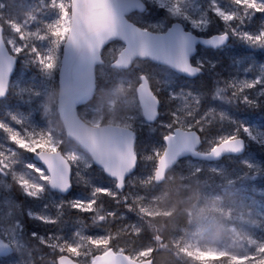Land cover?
<instances>
[{
	"label": "trees",
	"instance_id": "obj_1",
	"mask_svg": "<svg viewBox=\"0 0 264 264\" xmlns=\"http://www.w3.org/2000/svg\"><path fill=\"white\" fill-rule=\"evenodd\" d=\"M219 2L221 6L227 5V0ZM199 3L206 4L207 0H199ZM39 4L40 0H0V5H3L0 7V24L5 20L21 23L22 18L33 14ZM37 16L39 23L42 20L54 19L55 12L47 10ZM136 19L139 20V16ZM144 19L148 22L160 20L161 27H166L170 21L175 20L168 17L162 8L151 10L145 14ZM212 19L213 23L207 32H193L204 35L223 31L224 24L218 18ZM261 20H264V15L257 14L248 28L258 29ZM35 26L32 25L33 28ZM66 30L67 28L63 31ZM5 35H13L7 25ZM108 47L101 52L103 64L96 69L95 93L85 105L77 108V112L88 122L86 119L93 114L89 110L98 108L96 114L100 117L99 124L114 123L127 126L131 123L136 134V152L141 156L150 152L153 147L163 144L162 137L166 129L161 125L169 122L170 112L177 108V99H169L170 88L161 83L167 74L172 75L176 81L171 90L185 89L189 85V90L194 95H201L198 115L215 109L254 129L264 128V96L257 97V90L250 93L257 101V107H249L239 101L213 98L217 83L222 86L229 80L255 79L261 67H264V47H252L235 37H230L228 45L221 49L197 48L196 56L202 60L204 67L202 74L192 80L175 75L165 66L141 61L139 67L134 64L130 72L121 74L122 97L114 101L110 111L107 110L105 100L99 97V94H104L119 83L111 78L113 70L108 66L111 58L117 53L108 51ZM24 58H17L15 71L28 65L29 68L26 69L29 70L31 78H21L18 87L10 83L7 95L0 100V122L13 128H21V125L11 119L12 115H16L24 122V127L30 126L46 136L50 135L62 154H75L81 163L90 161L89 157L65 136L58 119L55 110L56 74L49 79L40 74L28 60L24 63ZM194 58L191 59L193 63ZM137 73L148 74L153 89L161 88L160 115L155 123L144 122L139 116L135 99ZM125 98H130L131 101L126 102ZM134 114L136 119L129 121L128 117ZM231 127L227 121L221 123L216 120L208 126V131L201 135L212 138L222 131L230 130ZM241 136L244 137V134L241 133ZM244 139L246 149L241 155L224 156L212 162L180 159L160 183L153 181L156 162L138 160L137 167L129 178L131 187L124 190L125 194H132L127 204L121 203L117 206L108 198H103L105 207L117 211V215L115 218L109 217L106 223L100 225H92L89 214L77 213L67 208L57 225H46L30 219L27 215L29 209L34 213L47 210L54 215L53 206L58 202L87 199L90 189L81 183H74L66 195L50 192L46 187L39 199H32L23 194L12 176L0 177V237L13 247L9 256L0 258V264H55L58 254L50 251L39 240H33L31 234L35 232L46 237L56 233L70 239L81 227L79 219L89 225L84 230L87 235L110 233V247L113 250L122 249L128 255L148 250L147 255L142 258L150 259L151 264H264V175L245 179V170L241 168L243 161H251L253 165L264 169V145L253 143L247 137ZM0 148L15 151L13 171L28 177L26 164L34 163L32 154L16 149L2 130ZM83 171L92 184L111 186L109 177L99 168ZM18 221L23 224V234L18 229ZM196 243L200 246L209 243L232 245L231 248L236 249L242 258L234 259L228 255L200 257L193 249Z\"/></svg>",
	"mask_w": 264,
	"mask_h": 264
},
{
	"label": "snow or ice",
	"instance_id": "obj_2",
	"mask_svg": "<svg viewBox=\"0 0 264 264\" xmlns=\"http://www.w3.org/2000/svg\"><path fill=\"white\" fill-rule=\"evenodd\" d=\"M39 5L32 17L24 22L5 20L0 24V98L7 95L15 59L24 56L45 77L51 79L56 73L59 74L61 86L72 90L70 102L64 109L70 111L95 90L96 67L98 63H103V57L98 54L106 46H109L108 51L117 53L108 65L113 70L111 78L117 82L123 83L121 74L130 72L134 64L139 67L141 61L171 66L195 76L204 65L198 62L194 66L189 60L194 39L191 33L207 32L213 17L218 18L225 27L217 34L206 36L202 41L204 44L218 49L230 37H235L252 47H264V20H261L258 29L248 28L253 17L264 15V0H227L226 6H221L219 0H207L206 4H200L199 0H40ZM158 8L164 9L176 23L161 27L144 19L145 14ZM47 10L55 12L54 19L37 23V14ZM5 25L13 35H5ZM32 25H36L35 28ZM180 25H184L185 29L182 30ZM65 28L67 32L63 31ZM85 71L90 73V80L82 79ZM162 83L168 87L167 81ZM252 90H257V97L264 96V67H261L255 79L229 80L222 86L217 83L213 98L257 107V101L250 94ZM160 91L159 87L153 89L148 74H136L135 99L139 116L144 122L155 123L158 119ZM169 99L181 100V106L170 112L171 119L166 125H161L166 129L161 146L153 147L141 156L136 152V134L129 123L124 128L105 130L113 136V142L106 150L96 154L94 159L84 163L75 154H62L50 135L46 136L30 126L24 127V122L12 115L11 119L22 127L13 128L0 122V130L7 134L11 145L35 156L43 167L26 164L34 179L18 174L13 171L15 151L0 148V177L12 176L23 194L32 199H39L46 186L66 193L74 183H81L90 189L87 199L58 202L53 206L54 215L47 210L34 213L31 209L27 215L46 225H57L67 208L89 214L92 225H100L117 215V211L105 207L103 198H108L117 206L127 204L132 194H125L124 190L131 187L129 178L140 159L164 167L175 163L185 154L205 160L239 155L245 149L244 137L264 145V128L254 129L215 109L198 115L200 94L194 95L191 91L176 94L173 89ZM135 119V114L128 117L129 121ZM216 120L221 123L227 121L232 125L231 129L212 138L202 136ZM94 167L109 177L110 187L94 185L88 180L83 170ZM241 168L245 170V179L264 175V169L251 161H243ZM78 223L81 227L70 239L56 233L45 237L35 232L31 238L58 254L55 264H123L121 256L110 247V233L87 235L84 230L89 225L83 219H79ZM17 226L23 234L22 222L18 221ZM7 250V245L0 243V252L7 254Z\"/></svg>",
	"mask_w": 264,
	"mask_h": 264
},
{
	"label": "water",
	"instance_id": "obj_3",
	"mask_svg": "<svg viewBox=\"0 0 264 264\" xmlns=\"http://www.w3.org/2000/svg\"><path fill=\"white\" fill-rule=\"evenodd\" d=\"M175 23H176V21H173L170 23V25H173ZM180 27L182 30L185 29L184 25H180ZM217 33H219V32L212 33L210 35L217 34ZM191 34L194 37V39L192 41V47H191V50L189 52L190 62H191V58L196 53L197 46H200L202 48L213 49L211 46L204 44L202 42L206 38V36L196 35L193 32ZM228 41H229V39L225 42V44L223 46H226L228 44ZM223 46H221V47H223ZM98 55L101 56L100 53ZM152 63H154V62H152ZM155 64H157V63H155ZM98 65H101V64L98 63L97 66ZM157 65H159V64H157ZM193 65L195 66L196 64H193ZM167 68L170 69L175 74L180 75L184 78H191L192 79V78H195L196 76H198L199 74L202 73V71H201L200 73H198L195 76H189V75L182 73L179 70H177L171 66H168ZM15 69H16V59L14 61L13 70H12L10 77H9L8 87H9L10 80H11V77H12ZM56 79H57V85H56L55 110H56V113L58 115V119H59V121L63 127L65 136L69 140L73 141L89 157V159L92 160L95 158L96 154H99L100 152L106 150L109 147V145L113 142V136L110 135L105 130L124 128L126 126H122V125H118V124H114V123H104V124L92 125V124L85 122L79 116V114L77 112V108L79 106L85 105L93 97L95 90L93 92H90L78 104L74 105L70 111H65L64 109L67 107V105L70 102L72 90L69 89L67 86H61L58 73H56ZM82 79L90 80V73L88 71H85L82 74ZM95 88H96V79H95ZM3 98H0V100ZM244 151H245V149H244ZM241 154H239V155H241ZM186 157H188L192 160H203V161H207V162L217 161L215 159L214 160L194 159L191 154H185L183 157L178 158L177 161L182 159V158H186ZM31 159L34 163H37L38 165L43 167V165L40 163V161L35 156L31 155ZM175 163H173L171 165L166 164L164 167H160L159 164L156 163L154 173H153V181L155 183H160V182L164 181L168 171L170 170V168ZM46 187L48 188L49 191L57 193L59 195H66L70 191V190H68L66 193H60L58 190L51 189L48 186H46ZM0 243L6 244L7 247L9 248V250H7L8 251L7 254H5L4 252H0V257L9 256L11 254V252L13 251L12 245L10 243H8L7 241L3 240L1 237H0ZM114 251H116L121 256V258L123 260V264H151V260L148 258L138 260V259H134V258L130 257L129 255H127L123 251H120V250H114ZM55 262H56V259H55Z\"/></svg>",
	"mask_w": 264,
	"mask_h": 264
},
{
	"label": "rangeland",
	"instance_id": "obj_4",
	"mask_svg": "<svg viewBox=\"0 0 264 264\" xmlns=\"http://www.w3.org/2000/svg\"><path fill=\"white\" fill-rule=\"evenodd\" d=\"M32 15L33 14H27L24 18H22V22L30 19L32 17ZM153 24L162 25V21L159 20V21L153 22ZM23 60H24V63H26L27 59L24 58ZM195 60L197 63L198 62L201 63L199 57H196ZM210 60L214 62L213 59L210 58ZM26 68H29V66L26 65V66L20 67V69H18L17 71L14 72L12 79H11V84L13 83V84H15L16 87H18L19 83L21 82L20 81L21 78H31V76L29 75V72H28L29 70H27ZM163 81H167L168 88H170V92L172 93L173 90H171V89L176 84L174 77L170 74H167V76L162 79V82ZM122 84L123 83L119 82L116 86L109 89L104 94H99V97H102V99L105 100V103L108 106V108H107L108 111L111 110L114 101L116 99L122 97V94L120 92L121 88H122ZM189 87L190 86L188 85L187 88H185V89L179 88V89L175 90V93L179 94V92H181V91L188 92V91H190ZM125 101L130 102L131 99L125 98ZM179 106H181V100L177 99V107H179ZM86 111H88V110L86 109ZM89 111H91V113H93V114L88 119H86L88 121V123H90L92 125L99 124L100 117H99V114L98 115L96 114V113H98L99 109L98 108H92ZM26 171H27L28 177L32 179L31 173L27 169H26ZM231 247H232V245L215 244V243H209L206 245L204 244L203 246H200L197 243L193 245L194 251L200 257H219L222 255H228L229 257L234 258V259H241L242 258L241 254L238 251H236V249H233ZM119 250H122V249H119ZM147 253H148V250H141L138 253H134V255H129V256H131L132 258L141 259L143 256H146Z\"/></svg>",
	"mask_w": 264,
	"mask_h": 264
},
{
	"label": "flooded vegetation",
	"instance_id": "obj_5",
	"mask_svg": "<svg viewBox=\"0 0 264 264\" xmlns=\"http://www.w3.org/2000/svg\"><path fill=\"white\" fill-rule=\"evenodd\" d=\"M172 22V21H171ZM170 22V23H171ZM194 33V32H193ZM214 33H216V32H214ZM194 34H196V33H194ZM210 34H212V33H210ZM210 34H204V35H201V34H197V35H200V36H208V35H210ZM202 48V47H201ZM205 49H210V48H205ZM210 50H214V49H210ZM196 57H199V56H195V58L194 59H196ZM200 59V58H199ZM200 61H201V63H203L202 62V60L200 59ZM195 62H196V60H195ZM198 64V63H197ZM204 65V64H203Z\"/></svg>",
	"mask_w": 264,
	"mask_h": 264
},
{
	"label": "bare ground",
	"instance_id": "obj_6",
	"mask_svg": "<svg viewBox=\"0 0 264 264\" xmlns=\"http://www.w3.org/2000/svg\"><path fill=\"white\" fill-rule=\"evenodd\" d=\"M227 46V45H226ZM223 47H225V46H223ZM223 47H221V48H223ZM221 48H218V49H221ZM174 73V72H173ZM202 74V73H201ZM177 75V74H176ZM200 75V74H199ZM177 76H180V75H177ZM182 77V76H181ZM186 79H189V80H192V79H194V78H186ZM245 149H246V142H245ZM225 156H229V155H225ZM236 156H238V155H236ZM186 158H188V157H186ZM183 159V158H182ZM190 159V158H189ZM192 160V159H191ZM194 161H196V160H194ZM207 162V161H206Z\"/></svg>",
	"mask_w": 264,
	"mask_h": 264
}]
</instances>
